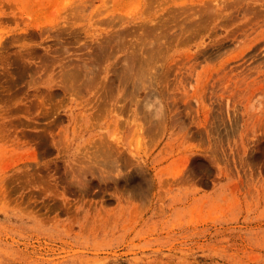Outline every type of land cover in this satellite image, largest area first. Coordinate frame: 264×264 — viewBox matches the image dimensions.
<instances>
[{
    "label": "rangeland",
    "instance_id": "rangeland-1",
    "mask_svg": "<svg viewBox=\"0 0 264 264\" xmlns=\"http://www.w3.org/2000/svg\"><path fill=\"white\" fill-rule=\"evenodd\" d=\"M0 264H264V0H0Z\"/></svg>",
    "mask_w": 264,
    "mask_h": 264
}]
</instances>
